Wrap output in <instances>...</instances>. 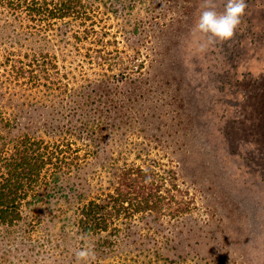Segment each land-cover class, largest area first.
<instances>
[{
	"label": "trees",
	"instance_id": "1",
	"mask_svg": "<svg viewBox=\"0 0 264 264\" xmlns=\"http://www.w3.org/2000/svg\"><path fill=\"white\" fill-rule=\"evenodd\" d=\"M4 1L27 43L55 41L67 56L73 46L86 60L78 77V66L60 67L40 46L8 58L10 81L21 88L14 95L39 98L17 113L0 103L1 258L76 264L75 251L87 243L95 253L90 264H173L169 246L196 201L175 162L150 159L153 142L134 140L148 127L150 109L139 111L135 89L121 88L145 77L150 56L140 49L161 12L153 0ZM132 37L139 47L130 46ZM85 61L98 69L97 80L85 78ZM45 203L55 207L36 214ZM46 252L52 262L33 259Z\"/></svg>",
	"mask_w": 264,
	"mask_h": 264
},
{
	"label": "rangeland",
	"instance_id": "2",
	"mask_svg": "<svg viewBox=\"0 0 264 264\" xmlns=\"http://www.w3.org/2000/svg\"><path fill=\"white\" fill-rule=\"evenodd\" d=\"M201 2L152 1L161 19L153 21L151 38H145L140 49L150 56L145 77L121 88L135 89L139 111L150 109L148 127L143 126L134 140L153 142L150 159L175 162L180 181L196 201L192 215L184 219L183 233L169 246L170 262L264 264V0H247V14L234 42L210 45L206 51L199 50L203 38L192 33ZM218 2L222 6L223 0ZM140 8L144 18L146 7ZM24 37L19 20L0 0V103L15 113L38 96L27 92L23 100L14 95L21 90L8 75V58L14 52L30 51L28 44L40 46L58 56L60 67L78 66V77L79 60H86L76 56L73 46H67V56L64 44L57 48L55 41L27 43ZM137 40L132 37L130 46L139 47ZM129 53L133 56L132 50ZM73 59L78 61L72 65ZM84 65L85 78L97 80L98 69L86 61ZM147 131L149 140L143 138ZM54 207L45 203L34 211L47 214ZM74 239L73 234L67 248H73ZM5 247L0 242V264L17 262L13 256L1 258ZM36 256L33 259L42 263L52 262L50 253Z\"/></svg>",
	"mask_w": 264,
	"mask_h": 264
},
{
	"label": "clouds",
	"instance_id": "3",
	"mask_svg": "<svg viewBox=\"0 0 264 264\" xmlns=\"http://www.w3.org/2000/svg\"><path fill=\"white\" fill-rule=\"evenodd\" d=\"M247 0H202L199 15L192 28L193 35L202 37L199 50L206 51L210 45H223L234 42L244 17L247 14ZM245 146L241 145V151ZM76 264H90L95 258L94 251L84 243L74 253Z\"/></svg>",
	"mask_w": 264,
	"mask_h": 264
}]
</instances>
